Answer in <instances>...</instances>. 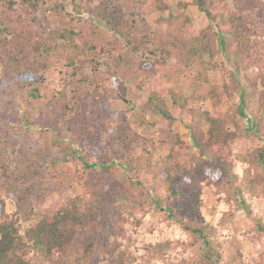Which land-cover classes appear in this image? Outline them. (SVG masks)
Returning a JSON list of instances; mask_svg holds the SVG:
<instances>
[{
	"label": "trees",
	"instance_id": "obj_1",
	"mask_svg": "<svg viewBox=\"0 0 264 264\" xmlns=\"http://www.w3.org/2000/svg\"><path fill=\"white\" fill-rule=\"evenodd\" d=\"M67 1L82 19V2L77 0H0V96L12 90L18 94L32 87V109L40 97L38 86L46 68L41 58L56 54L73 66L77 78L68 84L73 86V97L81 100V106L72 107L75 113L65 120L68 139L57 136L46 146L40 141H31L28 147L25 142L18 145L15 133L20 132V128L14 130L7 123L10 116H14L10 109L12 102L7 101V110H11L9 118L0 115V264H123L125 259L119 254L132 235L130 227L115 219L114 224L109 225L107 237L99 238L110 221L101 217L117 195L124 203L130 202L129 196L141 207L147 203L149 207L143 208L146 213L158 208L177 224V237L184 236L178 237L179 247L163 250L164 255L153 254L149 258L144 255L149 249H142L144 253L140 250L130 263L190 264L195 260L197 264H221V254L213 247V239L216 235H232V226L228 215L221 214L222 211L220 215L211 214L203 200L202 189L211 186L220 198L219 189L230 183L231 176H235V182L242 188V204L248 199H257L261 204L257 210L241 208V204L234 209L236 214L241 212L254 222L244 232L243 242H253L256 250L250 257L240 252L242 264H264V114L258 112L248 117L247 133L239 127L229 129L236 124L235 115L220 110V88L208 73L210 69H218L219 63L206 67L204 62L205 54L210 58L225 57L226 72L240 88L239 107L244 113L243 109L253 103L252 95L258 84H264V41L249 37L253 31L251 22L256 24L255 19H249V11L256 6V0H194L209 18V24L192 37L187 35L191 21L185 13L174 14V21L162 18L170 22L171 30L140 31L154 9L168 8L166 2L159 0H99L92 7V22L83 20L78 29L69 27L68 30L65 22L62 27H51L48 12L64 14ZM231 5L233 9L229 11ZM76 14L67 12L71 17ZM258 15L264 18V9H260ZM180 18L182 23H179ZM120 37L135 53L151 52L154 64L167 65L172 58L189 65L200 60L202 66L194 76L193 101L166 86L162 77H154L143 84L150 88V93L137 122L123 116L117 124L107 123L105 114L111 82L117 81L118 66L124 64L120 59L124 47ZM59 39L68 43H60ZM77 39L81 43H76ZM92 55H103L106 59L104 63L96 61L94 73L89 74L84 68ZM102 64L106 65L110 77L98 76ZM90 82L94 84L93 90L87 87ZM225 87L228 90L229 87ZM259 95L260 109L264 108V91H259ZM202 100H209L212 108L204 109L194 103ZM50 101L58 103L54 96ZM148 114L159 116L153 121L152 131L145 124ZM17 115L24 124L32 122L31 110H19ZM182 115L189 132L186 137L170 133L174 122ZM61 118L60 112L46 117L45 126L39 123L43 125L41 130L57 133L56 123ZM105 133L109 137L104 144ZM249 136L260 137L263 145L247 153L244 161L250 174L239 181L238 158L231 142L244 141ZM78 142L83 145L79 147ZM63 143L65 148L68 143L69 150L61 158L54 149ZM90 146H94L90 150L96 158L93 161L87 158ZM157 148L168 150L165 180L170 184L165 203L148 195L149 191L141 187L142 182L135 174L124 182L128 183L127 187L112 188L110 183L115 181L122 167L135 158L148 157ZM71 158L83 160L78 172L84 180L79 194L64 198L74 182L63 179L58 169L49 174L43 166L57 167L61 161ZM204 163L208 166H202ZM97 173L103 176L98 179ZM67 176L71 178L70 174ZM52 191L60 196L49 206L40 208L34 198ZM28 215L36 220L26 227L24 219H29ZM201 243L199 250L197 245ZM158 249H164L163 244Z\"/></svg>",
	"mask_w": 264,
	"mask_h": 264
},
{
	"label": "rangeland",
	"instance_id": "obj_2",
	"mask_svg": "<svg viewBox=\"0 0 264 264\" xmlns=\"http://www.w3.org/2000/svg\"><path fill=\"white\" fill-rule=\"evenodd\" d=\"M78 3H81L80 14H76L73 5L71 2L67 1L66 10L69 13L76 14V17H71L67 15V12L63 13H49V21L51 22V27H62V25L66 24L68 30L70 28L78 29L77 26L83 21L87 20L88 22H92L93 16L91 14L92 7L96 5L99 0H85V2L77 0ZM161 2H166L169 6L164 9H154L151 14L146 17V24L141 25L140 31H148V30H156L162 29L164 31L171 30L169 29V23L164 19L173 20L172 16L174 14H187L190 17L191 27L189 28V32L187 35L192 37L198 35L199 32L205 28L209 24V18L207 15L196 5L194 0H159ZM264 0H256V6L252 7L249 11V19L256 21V24L251 22L250 28H253L249 33V37L252 40L264 41V18H261L258 15V12L264 9ZM263 7V8H262ZM233 6L231 5L229 11H232ZM74 10V11H73ZM228 11V10H227ZM226 11V12H227ZM139 13V12H138ZM181 13V14H180ZM140 14V13H139ZM174 21V20H173ZM182 18H180L179 23H182ZM178 23H176L177 25ZM71 25V26H70ZM70 27V28H69ZM172 29L175 30L174 27ZM121 38V37H120ZM64 39H59V42H64ZM80 40L77 39L76 43ZM64 43H68V40ZM121 43L124 44L122 49L123 58H120L123 61V65L118 66V79L116 82L112 83L111 89H109L108 94V108L106 109V121L111 122L113 124H117L120 121L121 117L125 116L129 121L137 122L140 119V112L142 109V105L145 101H147L150 93V88L148 86L143 85L146 82L152 81L154 77H162L166 82L165 85L169 88L174 89L175 91L181 93L187 100H191V94L194 90V76L197 73V69L202 65L200 60L193 62V64H185L183 61H179L176 58H172V60L167 65H158L154 64L151 59H153V55L151 52L143 54L141 52L135 53L132 49L125 45L123 38H121ZM118 52H116L117 54ZM118 55V54H117ZM106 56L103 55H92L90 57V61H88L84 68V71L89 74H93L95 69L96 61L99 63H104ZM204 62L206 63V67H210L212 65L218 64L223 67H219L218 69L213 68L208 72L210 74L211 79L215 84H218L220 88L221 95L219 100V108L221 111H229L235 115L236 124L230 126L229 129L235 130L236 127H239V130L247 133L248 132V117H254L258 112L264 114V108L259 109V91H264V84H258L257 91L254 95H252L251 106H248L243 109L244 113H241V109L239 104L241 102V91L236 82L230 78L227 74V70L225 69L227 66V62L224 56H218L215 58H210L208 54L204 55ZM41 61H43L46 65L45 70L42 72L41 84L38 86V94L40 97L38 98L36 104L32 109H30L31 105V96L30 91L32 87L22 91L21 93L16 94L14 90L11 91L8 95L0 96V115L9 118L10 112L12 109L13 117L10 116L7 123L12 125L14 130H18L19 128L22 130H18L20 132L15 133L18 145H21L23 142L26 147L31 141L41 142L44 146L48 142H52L55 140L57 136L61 138L68 139L69 133L67 131V126L65 120L70 119L75 113L72 107H80L81 100H78L73 97V86L68 84L71 79H76L73 74V66L68 65L67 60L62 55H50L47 58L45 55L42 56ZM204 68V67H203ZM98 76L101 77H110L107 72L106 65L100 67L97 72ZM159 74V75H158ZM228 82H230V86H228ZM234 85V87H233ZM35 86V87H36ZM229 87L226 90V87ZM89 89H94V84H87ZM249 90V87H247ZM54 96L55 99L58 100V103L53 104L50 101V97ZM122 98H126L128 102L124 101ZM7 101L12 102V106L7 110L8 104ZM198 106L204 107V109H211L212 105L209 100L196 101ZM28 109L32 111L31 123L21 122L19 116L17 115V111ZM11 111V110H10ZM62 113L61 120H58L56 123L58 128V134L52 131L43 132L41 128L43 127V122L46 117L55 116L57 113ZM22 116V114L20 115ZM159 116L150 115L147 116V121L145 124L152 131L154 129L153 121L157 119ZM24 119V118H23ZM185 116L182 115L179 119H177L172 128V133H178L184 137L189 135L187 129V123L185 122ZM12 120L16 121L12 122ZM42 124H39V123ZM206 122H204V126L206 127ZM21 125V126H20ZM45 126V125H44ZM24 127V128H23ZM16 128V129H15ZM109 137L105 133L103 136L102 142L106 143V138ZM79 147L83 144L82 142L77 143ZM64 143L61 146H55V151L58 157L63 158L66 156L69 150L68 143L66 144L67 148L64 147ZM263 145V140L260 137H247L244 141L239 139L231 142V147L237 154L238 163L236 172L238 176L241 177L239 181H242L245 177L249 176L250 171L248 167L245 165V156L248 152H251L253 149L257 147H261ZM94 146H90L87 148L89 150V154L87 158L89 161L95 160L94 152L92 148ZM107 147V146H105ZM91 150V151H90ZM168 150H164L162 148H157L156 151L149 155L148 157H138L135 158L133 162H129L126 167H122L121 171L117 172V176H115V181L110 183L114 190H122L123 188L128 186V183H124L126 179H128L132 174L142 182L141 187L146 191H149V194L157 199L156 201L164 202L167 200L169 181L165 180V156L167 155ZM82 161L80 159H69L67 161L63 160L60 162V165L54 167V165H44V170H47L49 174L52 172L56 173L57 169L63 173L62 178L68 182H74L71 186V189L65 194L64 198L72 197L80 193V185L84 180L79 176V170L82 165ZM42 165V164H41ZM202 166H208L207 163H204ZM128 169V170H127ZM43 170V171H44ZM70 174L68 177L67 175ZM56 175V174H55ZM98 179L100 178L101 173H97ZM51 178L50 175H47ZM103 178V177H102ZM181 176L178 177L180 179ZM235 176L230 177V183L226 186L222 187L220 190V198L217 196L213 187L205 186L203 191V200L206 205L209 206V211L220 215L227 214V219L229 220L232 226V235L229 236H219L216 235V238L213 239L216 251L221 254V264H242V260L240 258V252L245 254V256L250 257L251 253L256 250V247L253 242H243L244 232L251 226L254 225V222L249 217L243 216L241 212L235 213L234 209L236 205L241 204L244 207H251L252 209H259L260 202H257V199L253 200L248 199L245 204L241 202V187L237 185L235 182ZM127 182V181H126ZM125 186V187H124ZM193 197H196L194 191ZM262 195V194H261ZM60 196L58 193L53 192L47 193L46 196L38 195L34 199L36 204L41 207H47L52 204L56 199ZM116 198H112V203L109 204V208H107V213H104L101 218H110L109 224H107V228L103 230V235H100L99 238H105L108 235V230H110V223L114 224V220L116 219L121 225H125L128 228L130 227L129 234L131 235L125 241V248L122 254V258L125 259L123 264H132L130 261L132 258L138 254V252L142 249H149L145 256H152L153 254H163L165 249H170L174 247H179L181 244L178 241L177 237V228L176 223L167 218L164 212L160 211L156 208L153 211L145 212L143 210L144 206L148 208V204H144L142 207L139 206L137 202H134L129 196L130 202L124 203L121 200L119 195L115 196ZM145 197V196H144ZM117 200V201H116ZM261 200V198H260ZM250 202L252 204H250ZM263 204V203H262ZM21 205V204H19ZM121 211V214L120 212ZM27 214H25L26 216ZM29 219H24V225L29 227L35 220L36 217L31 218V216H27ZM176 224V225H175ZM176 235V236H175ZM175 237V238H174ZM164 249L159 250L158 247L161 245ZM197 248L200 250L202 248V243L197 245ZM158 249L159 251H156ZM198 249H195L198 251ZM119 257V256H118ZM190 264H197L196 261H192Z\"/></svg>",
	"mask_w": 264,
	"mask_h": 264
},
{
	"label": "clouds",
	"instance_id": "obj_3",
	"mask_svg": "<svg viewBox=\"0 0 264 264\" xmlns=\"http://www.w3.org/2000/svg\"><path fill=\"white\" fill-rule=\"evenodd\" d=\"M206 174H207V172H206ZM217 178H219V177L217 176ZM185 179L187 180L188 178L186 177Z\"/></svg>",
	"mask_w": 264,
	"mask_h": 264
}]
</instances>
